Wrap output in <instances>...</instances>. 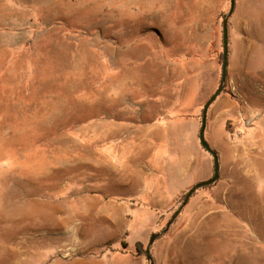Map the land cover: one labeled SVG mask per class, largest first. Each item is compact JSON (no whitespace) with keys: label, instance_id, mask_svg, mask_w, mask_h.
Returning a JSON list of instances; mask_svg holds the SVG:
<instances>
[{"label":"rangeland","instance_id":"rangeland-1","mask_svg":"<svg viewBox=\"0 0 264 264\" xmlns=\"http://www.w3.org/2000/svg\"><path fill=\"white\" fill-rule=\"evenodd\" d=\"M230 6L0 0V264H150L151 235L214 174L199 131ZM232 102L215 143V109ZM259 107L264 0H236L206 129L220 176L155 240L154 264H264L254 165L237 161L226 132Z\"/></svg>","mask_w":264,"mask_h":264},{"label":"crops","instance_id":"crops-1","mask_svg":"<svg viewBox=\"0 0 264 264\" xmlns=\"http://www.w3.org/2000/svg\"><path fill=\"white\" fill-rule=\"evenodd\" d=\"M235 105L232 102L224 107H217L215 109L216 114L210 125V134L213 136L215 143L218 142V136L216 133L217 129L215 128V131L212 130L213 125L218 124L219 119L223 120L221 127L224 131L226 127L224 120H227L228 114L235 108ZM250 110L256 112L258 114L257 117L254 119L252 125L241 127L243 131L241 137L236 142H231V145L235 149V157L238 162L248 166L250 161H252L254 167L251 172L246 171V173L253 177L254 188L261 199V203L264 204V107L252 108ZM222 137L224 138V136ZM251 158H254V160Z\"/></svg>","mask_w":264,"mask_h":264},{"label":"water","instance_id":"water-1","mask_svg":"<svg viewBox=\"0 0 264 264\" xmlns=\"http://www.w3.org/2000/svg\"><path fill=\"white\" fill-rule=\"evenodd\" d=\"M236 6V0H231V6L230 10L228 13L225 14L224 19H223V62H222V76H221V82L217 88V90L212 94V96L206 101L204 108H203V114H202V122L200 126V131H199V138L200 142L203 145V147L208 150L212 155H213V161H214V174L212 177L209 179L203 180L195 184L186 194L183 202L181 203L180 207L178 210L175 212L173 217L170 219L168 222L167 226L163 228L160 231L154 232L148 242V245L146 247V256L147 259L149 260L150 264H154V257L152 254V245L155 242V240L165 233L174 219L180 214L182 211L183 207L188 203L190 197L192 194L199 188L209 185L216 180H218L220 176V169H221V163H220V156L218 151L212 147L211 143L206 137V129H207V121H208V110L210 105L213 103V101L218 97L219 94L222 93L225 84L227 82V76H228V66H229V18L233 14Z\"/></svg>","mask_w":264,"mask_h":264},{"label":"built area","instance_id":"built-area-1","mask_svg":"<svg viewBox=\"0 0 264 264\" xmlns=\"http://www.w3.org/2000/svg\"><path fill=\"white\" fill-rule=\"evenodd\" d=\"M257 113L254 112V111H249L248 112V115L247 117L243 114V112H240V120L243 122V123H231V126L227 129V133H228V136L230 138L231 141H237L243 131L241 129L242 126H250L252 125L254 119L257 117Z\"/></svg>","mask_w":264,"mask_h":264},{"label":"trees","instance_id":"trees-1","mask_svg":"<svg viewBox=\"0 0 264 264\" xmlns=\"http://www.w3.org/2000/svg\"><path fill=\"white\" fill-rule=\"evenodd\" d=\"M136 250H137L138 253H143L145 251L143 242H141V241L137 242Z\"/></svg>","mask_w":264,"mask_h":264}]
</instances>
